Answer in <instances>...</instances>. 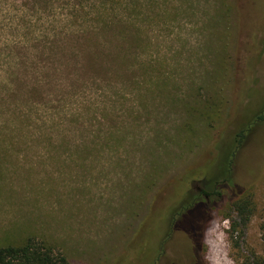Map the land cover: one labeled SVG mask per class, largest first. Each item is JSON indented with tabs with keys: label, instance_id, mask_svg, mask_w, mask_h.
Returning a JSON list of instances; mask_svg holds the SVG:
<instances>
[{
	"label": "rangeland",
	"instance_id": "1",
	"mask_svg": "<svg viewBox=\"0 0 264 264\" xmlns=\"http://www.w3.org/2000/svg\"><path fill=\"white\" fill-rule=\"evenodd\" d=\"M83 1L0 0V247L33 238L70 264H264V159L246 162L241 193L209 197L193 243L164 213L215 175V147L240 129L264 146V0H133L128 14L121 0ZM110 7L141 30L125 46L133 80L84 88L89 48L101 61L118 52L95 21ZM253 24L262 31L243 35ZM207 97L218 118L192 120L195 145L176 157L185 105ZM92 101L84 124L54 123ZM237 193L251 202L245 224Z\"/></svg>",
	"mask_w": 264,
	"mask_h": 264
},
{
	"label": "trees",
	"instance_id": "2",
	"mask_svg": "<svg viewBox=\"0 0 264 264\" xmlns=\"http://www.w3.org/2000/svg\"><path fill=\"white\" fill-rule=\"evenodd\" d=\"M75 1L78 3V5L84 6L83 0ZM121 1V5H123L121 9L122 11L127 14L135 12L136 7H134V10L132 7L134 6L133 0H125V2L124 0ZM118 4L119 3H117V5ZM116 12L117 11H115L114 13L113 9L105 10L101 14L99 13L98 15H96L95 21H99L100 25H105L106 28L104 30L107 31L110 35V42L114 45L118 52L111 53L110 55H108L109 59L101 61L98 57L95 58L92 55V48H89V51L86 55L87 61L84 66L89 72H91V74L82 75L80 77L82 79V83L79 82L84 88L88 84H93L94 86H96L100 83L111 82V85H114V83L118 80L124 83L125 81L133 80V75L130 74L131 69L128 66L130 61L128 60L127 56L129 55L125 53V46L136 47V43L141 39V30L140 28H137L135 26L134 21L122 15L118 16ZM239 15L240 17L242 16V12L240 10L238 17ZM241 20L242 19L239 20V23H241ZM261 31L262 29H259L255 24H253L251 29L241 32H243V35H248V37L251 34V36L254 38L257 36L256 32L260 33ZM97 50L98 49H96V51ZM110 66L116 67V71L118 73L121 72L119 73L120 75L111 77V75L108 73V68ZM212 84L213 82H211V85L207 84V86H212ZM81 85L79 86V88H83ZM37 94L32 92L31 96H34L33 98H35ZM90 106H92L93 111L97 110V112H99V106L95 105L92 101L91 103L89 102V104L82 106V109H80L81 118H79V120H76V116L72 115V117H67L65 113H62V115H57L54 123L56 125L62 124L65 126V128H71L70 126L72 125L73 127L74 124H84L85 121L91 119V116H89V113L91 112ZM214 106V103L209 97H207L206 99L190 100L187 102V105H185L186 114L187 119L190 120L184 122L182 125L176 126L174 128L175 135H172V142L177 148V151H174L176 153V157L183 154L185 150H191L190 148L195 145L193 139L196 134L195 132L197 130V126L195 128L196 123H194L192 120L199 119L207 125H211L214 120L216 121L221 109L216 111V108L218 107ZM28 110L30 111V109ZM55 114L56 113H54L53 116H55ZM84 114L85 117H83ZM92 117L96 118V112H94V115H92ZM262 117L263 116L260 113L256 118L262 120ZM248 139L252 140L251 137L247 136L246 129H240L234 136V140L232 142L233 144L226 146L220 151H217L215 147V156L212 159L211 166L216 165L217 171L215 175H213L214 177L212 176L210 179L202 182L203 193L207 194L209 197L212 196L213 200L221 197V192L217 191L218 187L220 186L226 189L231 188L232 190H240L239 193H241L247 188V186H249L248 182H246L248 184L245 183V186L242 188L238 184L239 181L243 182L242 179L240 180V178L248 177L249 174L251 175L255 170L256 161L252 163V167L254 168L251 169L249 173V170L246 171V162L253 158L262 161V159H264V147H258L252 140L254 149H251V154L241 155L240 153L245 148V142ZM236 164H238V167L240 166V168L235 170L234 167ZM237 196L238 198L235 201L234 208L237 212L236 215L239 218V222L245 224L249 220L251 215L249 214V209L247 210V207L249 208L251 202L249 199L245 198L243 194H241L240 196L238 194ZM137 197L140 198L139 196ZM134 199L136 200V198ZM209 204H207L203 198H198L195 193L188 194L184 198H182L174 207L165 210L164 213L167 214L165 220L169 217V222L173 227L177 226L181 230L183 229L186 232H189V237L193 243L196 238L202 235L204 224L209 219L208 214L212 209L211 207L214 206V203L210 202ZM185 216L191 217L193 223H195L194 227L192 226V224H190V229L182 227V224L185 221ZM236 226L237 225L234 224L232 226V229H234ZM165 241L166 238H164L160 242L159 246H163ZM194 248L198 250V244L197 246H194ZM0 264H70V262L62 253H55L52 249L46 247L40 242H37L35 239L28 238L23 244L20 245H7L0 247Z\"/></svg>",
	"mask_w": 264,
	"mask_h": 264
},
{
	"label": "flooded vegetation",
	"instance_id": "3",
	"mask_svg": "<svg viewBox=\"0 0 264 264\" xmlns=\"http://www.w3.org/2000/svg\"><path fill=\"white\" fill-rule=\"evenodd\" d=\"M261 148H262V146H261ZM253 168L254 167H252L251 169H253ZM246 171H247V169H246ZM194 193L198 196V198H200V197L203 198L205 200V202L207 204H209V196L207 194L203 193V186H196Z\"/></svg>",
	"mask_w": 264,
	"mask_h": 264
}]
</instances>
